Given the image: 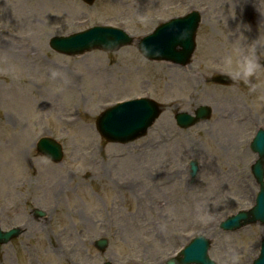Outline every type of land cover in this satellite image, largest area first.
Returning <instances> with one entry per match:
<instances>
[{"label":"rangeland","instance_id":"374dc122","mask_svg":"<svg viewBox=\"0 0 264 264\" xmlns=\"http://www.w3.org/2000/svg\"><path fill=\"white\" fill-rule=\"evenodd\" d=\"M249 6L251 40L258 14ZM193 8L202 17L186 66L148 60L135 44L71 56L48 43L98 23L142 36ZM229 8L230 0H0V225L25 230L0 245V264H166L197 234L210 238L218 264H232L233 254L252 264L264 224L225 231L220 223L256 199L250 142L264 126V71L255 90L212 81L228 28L241 20L229 16L226 28ZM144 95L163 105L145 135L126 143L100 135L105 106ZM203 104L213 108L209 120L178 127V111ZM44 135L62 143L60 162L38 152ZM191 159L195 178L181 170ZM58 181L65 185L55 194ZM36 208L46 214L36 217Z\"/></svg>","mask_w":264,"mask_h":264},{"label":"water","instance_id":"95a60500","mask_svg":"<svg viewBox=\"0 0 264 264\" xmlns=\"http://www.w3.org/2000/svg\"><path fill=\"white\" fill-rule=\"evenodd\" d=\"M191 17L195 16L191 14L189 17L183 19L182 21H187ZM197 20L198 19H196V21ZM170 22L162 25L160 27L161 29H159L155 34L148 35L142 38L140 47L143 48L144 52L152 58L168 59L180 63L188 62L195 47L194 42H192L191 38L194 39L196 24H194V26H192V24H189V30H187L188 35L186 39H181L179 32L180 30L184 31L185 25H183L181 28L175 29L173 31V34H165L164 32H162V29L164 27H168L172 24ZM131 41L132 38L128 34H124L121 30L100 26L73 33L67 36L53 37L50 41V44L58 51L71 54H80L94 47H100L106 50L117 49L121 45L129 43ZM179 46L182 47L180 50H178ZM145 48L149 49V51H145ZM153 105L155 107V111H151L150 115H148L147 117L142 116V121L140 122L139 127H135L134 123H131L128 126H124L122 122H129V120H117V118H115V114H123L125 112V109H122L123 107H117L116 109L114 108L104 114L103 118L100 121L99 128L102 133L107 135L109 138L117 140H129L137 135L142 134L146 130L148 125L158 116L160 112L158 104L153 102ZM118 109L121 110L115 111ZM209 110L210 109L208 107H201L197 112V117L200 118L207 115ZM178 118L180 122L183 118H186L187 120H185V125H190L194 120H196L195 117L186 113L179 114ZM41 141L42 145H44L45 147L40 145V148L44 152L48 153L55 159L61 158L62 153L60 151V146L55 141L49 138H43ZM252 147L255 152L259 153V159L256 161V164L254 166L255 174L262 184V188L259 194V202L252 211L241 212L238 216L232 217L228 221L223 223V226L225 228H231L234 225L241 223L242 221H244L245 223L258 220L264 222V131H261L255 138ZM196 170L197 167L194 166L193 174L196 173ZM13 232L14 231H8L4 233L0 232V237L9 239V237L13 235ZM99 243L102 246L105 244V240ZM209 246L210 241L207 238H205L203 235L197 236L185 249V251L183 252V256L178 259V262L180 264H217L208 255ZM170 264H175V261H171ZM254 264H264V248L261 255L254 261Z\"/></svg>","mask_w":264,"mask_h":264},{"label":"clouds","instance_id":"9594fccd","mask_svg":"<svg viewBox=\"0 0 264 264\" xmlns=\"http://www.w3.org/2000/svg\"><path fill=\"white\" fill-rule=\"evenodd\" d=\"M251 4L258 14V35L249 40L245 34L251 31V24L242 19L237 22L236 28H228V17L233 19L237 16V5L240 6L241 13L244 7ZM226 28L229 30L225 35V48L220 57V66L224 74H226L232 81L244 82L249 84L252 90H255L257 85L253 82V78L264 71V0H230V8L224 18ZM187 35L184 30L180 34L183 39ZM232 36L231 39L229 37ZM145 51L149 49L145 48ZM56 73L53 72V76ZM240 257L236 254L231 256L232 264H237Z\"/></svg>","mask_w":264,"mask_h":264},{"label":"bare ground","instance_id":"6f19581e","mask_svg":"<svg viewBox=\"0 0 264 264\" xmlns=\"http://www.w3.org/2000/svg\"><path fill=\"white\" fill-rule=\"evenodd\" d=\"M249 6V5H248ZM167 152H170V150L168 149L167 150ZM182 170V172H186V170H184V169H181ZM62 179H64V176H62ZM60 188H64V185H62V184H60L59 182H57L56 184H55V187H54V189H55V194H56V191H58V193L60 194V192H59V189Z\"/></svg>","mask_w":264,"mask_h":264}]
</instances>
